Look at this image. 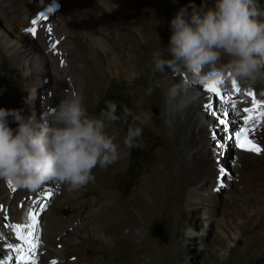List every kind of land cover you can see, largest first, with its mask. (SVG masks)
<instances>
[{
  "label": "rangeland",
  "instance_id": "rangeland-1",
  "mask_svg": "<svg viewBox=\"0 0 264 264\" xmlns=\"http://www.w3.org/2000/svg\"><path fill=\"white\" fill-rule=\"evenodd\" d=\"M27 1L29 3L36 1V6L44 5V7L48 6L51 2V0ZM168 1L172 4V11L167 18L163 14L162 0H156L158 4V12L160 13V21L150 14L142 17V19L140 18L138 21H136L137 19L132 18L131 22L134 20L136 25L134 30H131L129 34L126 35L125 29L122 28L125 24L121 17H119L120 14L115 9L113 0H80L77 5L78 8L76 6L72 11V14L68 11L65 12L68 26L67 31L72 34L71 37L76 35L81 44V48L79 47V49H76L71 43V47L74 48L75 52L74 57L71 55L69 58V61L72 58V62L75 65L73 69L75 70L72 69V71L67 72L68 79L72 82V84H70L71 86L68 84L67 86L66 84L62 85L55 80L56 78L53 75H50L55 69L53 68L54 65L51 64L49 68L51 85L45 86L39 84L36 85L34 89L28 86L29 81H34V78L40 79L41 76L39 74L34 75L32 69H28L30 66L17 64L14 59L9 56V53H7L8 46L5 44V41H8L9 44L18 41V38L14 36L12 27V24L16 23L17 19L15 17L7 18V15L2 14L3 12L0 10V106L8 109H22L23 114L26 117L34 114L37 121H41L42 114L47 106L57 105L61 99L70 95L72 92L81 94L80 90L74 85V82L76 78H79L82 75L85 79L83 80V83L89 87V95L87 94L84 98V103L86 104L90 115L99 116L102 111L106 110L107 102L115 101L118 105H127L133 116L140 115L142 118V124L140 121H134L132 116H129L127 120H118L111 124L109 132L114 135L115 131H119V129H122L126 135L129 126H142L143 135L139 141L140 146L128 150L125 158H122L108 168L95 169L94 174L95 177H98L99 175L104 177L106 183L109 181V186L105 188L104 191L107 190L110 191L111 194L117 195L120 198L119 202L132 200L135 191H138L142 196L141 199H143L144 202L143 213L139 215L136 207L132 205L129 206L131 209L133 208L132 210L134 211V216L129 222H132L134 237H146L151 245H154V257L152 260L146 258V261H149L146 264H223L226 260L229 264H258L261 260L264 263V221L260 222L259 225L262 229L260 235V250L249 261L245 257L246 253L244 252L245 241H247L246 239L248 236L244 235V231L240 227L241 223L244 221L248 222L255 213L262 209L264 205V190L257 188L258 186L254 184L253 180H251L252 178H245L244 176L237 177L236 175L238 172H234L231 165L233 157L230 156L224 158L220 155V151L217 150L216 152L220 159L219 162H221L219 171L220 180L221 183H223V186L227 187L225 192L220 196L219 209L214 207L215 199H212L214 196L213 189H218L213 178L214 173L208 171L207 176H205L206 178L204 177L201 183L191 184L187 187L185 196L186 200L182 205L184 214L182 217H175L172 213V208L177 206V204L176 202L174 203V196L173 194L171 195L172 191L168 189L170 180L166 173L168 169L167 164L164 161V155L167 153L166 134L170 135L171 131L174 130V121L176 120V117L173 116L165 121L166 128L164 130L160 128L161 124L158 121L159 110L156 108V99L161 95L159 88L160 83L155 80L153 84L157 91L152 86V88L150 86H144L140 89V94L142 93L141 95L145 96L143 101L154 117L149 123H145L143 120L144 114L139 111L138 105L136 106L134 102H132L134 101L135 95L130 92V82L124 77V75L120 77L116 69L112 74L108 67V56L114 57V53L107 42L109 40L113 48L117 50V47L121 46L122 42L119 33H123L121 34V37L123 39L127 38L130 42H133L136 47L133 55L139 54V71H142L141 75L151 76L154 74L151 68L152 65L145 61V57H151L153 51L168 47L172 35L171 20L179 12V5H183V0ZM188 1L196 5L197 8L201 6L214 7L215 4V0ZM259 1L264 3V0H258V2ZM4 4L9 5L11 3L5 1ZM36 6L24 14L27 16L32 13L35 14L37 11ZM10 10L12 12L13 8H10ZM64 10L65 4L60 7L53 22L60 19V14L63 13ZM167 24L170 26L171 30L170 32L165 33L163 29ZM4 38L7 39L4 40ZM96 39L100 40L98 44L95 41ZM104 49L108 51V56L104 52ZM83 50L87 51V56L89 57H95L98 54V59L101 60L100 63L103 66L102 71L98 74L96 73L97 64L93 61L81 62L80 64L77 63V60L82 57L80 51ZM167 54L168 53H166V55ZM55 65L57 66V64ZM79 72H81V74H79ZM65 77L67 78V76H64V79ZM101 79H104V81L99 85L98 82ZM148 88L151 89L152 92L149 93ZM170 92L178 93L173 89H170ZM179 94L180 93L176 96H179ZM244 94H246V92ZM193 103L197 105L198 99L196 101L194 100ZM120 110L121 108L118 107V114H120ZM224 111L228 113L230 112V118H225L223 116ZM224 111L222 112V115H220L221 112H217L219 116L216 117L210 116L207 113V115H209V120L205 119L202 123L210 126L209 135L215 145L220 143L222 139L224 141L227 140L226 132L223 130H232L238 124L244 125L243 122L238 123V121L232 123L231 111L228 108ZM222 118L230 119L228 127L218 124V120ZM10 126L15 129L17 124L12 120ZM171 128L173 130H171ZM116 137L117 142L122 143L121 138L118 136ZM224 137H226V140ZM230 145L231 150L235 151L232 146V141L230 142ZM121 146L123 147L122 144ZM212 146L210 145L211 148ZM130 156L132 161L130 160ZM227 165L230 172L226 169ZM179 167L183 174L188 176L186 167L181 164ZM152 174H154L155 177H153ZM204 184L205 188H203ZM93 185L90 187L93 193L89 195V197L93 199V201L95 199L100 200L101 192H98L97 187H93ZM195 191L201 192L209 197L207 198V200H209L207 212L202 215L203 220L199 226L189 225L187 220V215L189 214L188 204L193 200L190 193ZM34 199L35 197L31 190L16 187V190L13 191L12 189L6 190V188L0 186V205L3 206V211H6V214H1L2 212L0 211V224L3 225V227L0 228V236L4 231L10 233V231L4 227L5 224H10L9 220L19 221L21 219H26L30 222L26 210L28 205H30ZM70 208H72V203L67 200L65 208L62 210H59L56 205H49L41 216H37L40 223L39 226L45 234H50V228L56 227L57 223H65L63 226L64 231L61 235V237H64H62L63 240H41L43 250L42 252H39L37 256L39 264H46L47 259L50 260L57 256L59 252L64 250L69 252L68 245H71L73 248L75 246L77 247L78 243H76L75 240H72V236L66 234L67 229H65L68 228L66 225L69 224V220H71V212L68 211ZM240 215H242V217H240ZM233 216H236L237 218H233ZM210 220L217 224L215 232L220 236L213 243L209 237L210 229L207 228V222ZM94 221L95 220L92 218L85 217L84 212H80L74 218L75 224L78 222L93 223ZM51 223H54L53 227L50 225ZM128 229V227H124L126 232ZM110 230L112 231L111 228L108 229V231ZM76 235L79 238L87 239H93L95 237L93 229H87L81 232L78 231ZM192 238L195 239V248L203 249L205 251L209 246V249H207L204 254H202V252H191L190 254L185 253L190 261L173 254L176 242L180 241L181 246L185 248L186 245L192 243ZM208 238L209 240L207 241ZM96 242L97 241L95 240H84L83 244L85 248H93L96 245L99 246L98 242ZM107 250L110 251L109 248H107ZM84 253V249L80 250L77 253L76 258L80 259ZM17 254L24 256L25 252L20 249ZM103 262L101 264H114V261L108 258L104 259ZM76 264L95 263L90 262V260H81Z\"/></svg>",
  "mask_w": 264,
  "mask_h": 264
},
{
  "label": "bare ground",
  "instance_id": "bare-ground-1",
  "mask_svg": "<svg viewBox=\"0 0 264 264\" xmlns=\"http://www.w3.org/2000/svg\"><path fill=\"white\" fill-rule=\"evenodd\" d=\"M5 1L10 2L11 4H4ZM79 2L80 0H66V2L65 0H51L48 6L44 7V5L36 6V1L29 3L27 0H0V10L3 12L2 14L7 15V18L15 17L17 19V22L12 24V27L14 36L18 38V41L11 44H9L8 41H5V44L8 46L7 53H9V56L12 57L17 64L30 66L28 69H32V73L34 75L39 74L41 76L40 79L34 78V81H29L28 86L30 88L34 89L35 86L39 84H43L45 86L51 85V79L49 77V68L51 64L54 65L53 68L55 69L50 75H53L56 78V81L60 82L62 85L66 84V86L67 84H72V82L68 79L67 74V72L72 71L75 66L72 62V58L69 61L71 55L73 57L75 55L74 48L71 47V43L76 47V49H79L81 44L79 43L76 35L71 37L72 34L67 31L68 26L65 12L68 11L72 14V11ZM259 2V6L264 9V3L261 1ZM63 4H65V10L60 14V19L53 22L54 17L57 15ZM113 4L115 9L120 14L119 17H121L125 24L122 28L125 29L126 35H128L131 30H134L136 25L134 20L131 22L132 18H135L137 19L136 21H138L140 18L142 19V17L150 14L156 19H160V13L158 12V4L156 0H113ZM35 6L37 7L35 14L32 13L29 16L24 14L25 12L32 10ZM193 7H196V5L188 0H183V5H179V10L180 8H187L188 11L191 12ZM10 8H13L12 12ZM260 19L264 20V17H260ZM33 21H36V23H33ZM29 28H35L36 34L32 35L30 32L26 31V29ZM49 29H51V31H49ZM98 33L100 34L99 31ZM121 34L119 33V37L122 39V42L121 46L117 47V50L113 48L109 40L107 42L114 53V57L108 56V51L104 49V52L108 56V67L112 74L116 69L120 77L124 75V77L130 82V92L135 95L134 101L132 102H134L136 106L138 105L139 111L144 114L143 120L145 123H149L154 119V117L150 113V109L144 103L143 99H145V96L141 95L142 93L140 94V89L144 86H152L157 91L153 84L155 80L160 83L159 88L161 95L156 99V108L159 110L158 121L161 124L160 128L164 130L166 128L165 121L173 116L176 117V120L174 121V130L172 128L171 130L173 131L170 130L171 134L167 135L164 131L167 141V153L164 155V161L167 164L168 170L166 173L170 180L168 189L172 191L171 195L173 194L174 196V203L176 202L177 204V206L172 208L173 215L175 217L183 216L184 212L182 205L186 200L185 196L187 187L191 184L201 183L204 177L207 176L208 171H212L214 173L213 178L218 189H213L214 196L212 199H215L214 207L219 209L220 196L225 192L227 187L223 186V183H221L220 180L219 171L221 162H219L220 159L219 155H217V150L220 151V155L224 158H228L230 156L233 157L231 165L234 172H238L236 175L237 177L244 176L245 178H252L251 180H253L256 186H258L257 188L264 190V153L254 155L253 153L248 152L232 151L230 145L231 141H227L226 137H224L226 141L222 139L220 143L215 145L209 135L210 126L202 124L205 119H208L209 115L214 117L219 116V114L213 115L205 109L204 105L209 103L213 104L212 112H221L220 115H222V112L228 108L231 111L232 123H235L236 121H238V123L243 122V118L248 115V113L243 112V108L252 107L253 103V98L246 94L249 91H254L257 94L256 99H264V88L257 87L247 91L241 89V92L237 93L234 85L229 87L219 84L222 94L236 101V110H233L230 106V101L221 100L219 103L216 102L218 99L217 94L208 90L205 86L208 83H199L192 89L185 90L181 86L183 79H185L184 73L172 72L171 70L166 69L164 73H154L151 76L141 75L142 71H139V54L133 55L136 47L134 43L130 42L127 38L123 39ZM6 39L4 38V40ZM95 41L97 44L100 42L99 39H96ZM53 45H55V48H53ZM80 52L82 57L77 60L78 64L81 62L93 61L97 64L96 73L98 74L102 71L103 66L100 63L101 60L98 59V54L95 57H89L87 56V51L83 50ZM168 55L170 54H167L166 56ZM61 60L64 61L63 65H61ZM145 61L152 65V55L151 57H145ZM55 64H57V66ZM79 74H81V72H79ZM64 76H67V78L65 77L64 79ZM83 80L85 79L81 75L79 78H76L74 85H76L77 89L80 90L81 94L85 98L89 93V87L83 83ZM103 81L104 79H101L98 82L99 85H101ZM170 89L176 90V92L180 93L179 96H176L178 93H171ZM245 92L246 94H244ZM189 93H195L197 96L195 101L198 99L197 105H195L193 101L189 102ZM237 111L239 112V118H237ZM207 113L209 115H207ZM227 118H230V116ZM10 122H12L11 119ZM228 126L229 124L227 127ZM223 131L226 132V135L231 134L230 129ZM115 135L121 138L122 143L120 144L123 145V139L126 135L122 129L115 131ZM254 135L258 139V142L264 146V121L259 122ZM210 145H213L214 147L212 146L211 148ZM121 150L122 152L128 153V149L121 147ZM125 157L126 156L123 158ZM180 164L186 167L188 176L183 174L179 167ZM152 176L155 177L154 174H152ZM108 182L106 183L105 178L99 175L95 178L94 182L79 191H68L66 186L60 185L54 181L46 183L38 190L33 191L35 199L27 207L26 213L28 216L29 211L33 212L38 217L41 216L49 205H56L59 210H62L65 208L67 200L72 203V208L68 210L71 212V220H69V224L66 225L68 228L65 229H67L66 234L72 236V240H75L78 245L74 248L71 247V245H68L69 252L65 250L62 251L61 249L62 252H59V254L53 258L49 257L51 259H47L46 264H53V261L55 264H76L81 260H90V262L95 264H101L106 258L112 259L114 264H146L149 262L146 261V258H150L151 260L153 259L155 254L153 248L154 245L152 246L146 237H134L133 226L131 224L132 222H129V220L134 216V211L132 210L133 208L131 209L129 206L132 205L136 207L139 215L143 213L144 202L143 199H141L142 196L138 191H135L133 199L131 198L132 200L119 202L120 198L117 195H113L107 190L104 191V189L109 186ZM92 185L93 187H97L98 192H101L100 200L95 199L93 201V199L89 197V195L93 193L90 188ZM0 186L2 188H6V190L11 189L8 186V183H5L3 180H0ZM203 188H205V184L203 185ZM46 193H52V195L48 196ZM190 196L193 200L191 199V203L188 204L189 214L187 215L188 217L186 216L188 224L199 226L203 220L202 215L207 212V205H209V200H207V198L209 197L198 191L190 193ZM39 200H43L47 203V207L42 211L37 210ZM0 211L2 212L1 214H6V211H3V208H0ZM80 212H84L85 217L92 218L95 221L93 223L78 222L75 224L74 218ZM240 217H242V215H240ZM233 218L237 217L233 216ZM262 221H264V205L259 212L255 213L249 219L248 222L244 221L240 224V227L244 231V235L248 236L246 239L247 241H245L246 244L244 249V252L246 253L245 257L248 261L252 259L260 250V235L262 233V229L259 225ZM30 222L26 219H21L19 221L9 220L10 224L4 225L10 233H7L8 231H4V233H2L0 236V245L4 246L3 251L5 254V260H7L8 256L12 257V260L8 261V264H21L19 259L21 256L17 254L15 249L19 248L25 252L28 248V244L25 243V240L20 239L19 233L14 230L11 225H26ZM54 223H51L50 225L53 227ZM39 224L40 223L38 222L34 229H26V231L33 232L34 237L39 241L36 251L32 253L35 258V264H39L37 256L39 252H42L43 250V244L41 242L42 239L45 241H56L63 240L64 238L63 236L62 238L61 235L64 231L63 226L65 223H57L56 227L50 228L52 230H50V234H45ZM216 225L217 224L213 223L211 220L207 222V228L210 229L209 237L211 238L212 243L220 237L215 232ZM124 227L129 228L127 232L124 230ZM109 228H111L112 231H108ZM87 229H93L95 235L93 239L79 238L76 235L78 231L81 232ZM32 238L33 237L31 236L28 237L29 243ZM84 240H95L98 242L99 246L96 245L93 248H85L83 244ZM208 240L209 238L207 241ZM191 241L192 243L186 245L185 248L181 246L180 241L176 242L173 254L182 259L189 260L185 253L190 254L191 252H202V254H204L205 251L209 249V246L205 251L203 249H197L194 246L195 239L192 238ZM8 245H13V249H9ZM107 248H109L110 251H108ZM82 249L85 250V253L80 259H77V253ZM223 264H229V262L226 260Z\"/></svg>",
  "mask_w": 264,
  "mask_h": 264
},
{
  "label": "clouds",
  "instance_id": "clouds-1",
  "mask_svg": "<svg viewBox=\"0 0 264 264\" xmlns=\"http://www.w3.org/2000/svg\"><path fill=\"white\" fill-rule=\"evenodd\" d=\"M260 17L264 9L258 0H215L214 7H193L191 12L181 8L171 20L168 47L152 53V71L184 73L185 90L209 82L230 86L233 81L245 91L264 88ZM189 94V102L197 98ZM129 116L143 123L127 105L112 101L99 116L90 115L77 92L47 106L41 121L34 114L26 117L22 109L0 107V180L31 191L53 181L68 191H79L95 181V169L108 168L127 155L109 128ZM10 119L16 122L15 129ZM142 135V126H129L123 148L139 147Z\"/></svg>",
  "mask_w": 264,
  "mask_h": 264
},
{
  "label": "snow or ice",
  "instance_id": "snow-or-ice-1",
  "mask_svg": "<svg viewBox=\"0 0 264 264\" xmlns=\"http://www.w3.org/2000/svg\"><path fill=\"white\" fill-rule=\"evenodd\" d=\"M33 23H36V21H33ZM26 31L30 32L32 35L36 34L35 28H29L26 29ZM51 31V29H49ZM53 48H55V45H53ZM64 61L61 60V65H63ZM233 85L235 86V91L237 93L241 92V88L239 85L233 81ZM208 90L212 93L217 94V103H219L221 100L230 101V106L233 108V110H236V101L232 100L231 98L225 96L222 94V90L219 87L218 82H209L207 85H205ZM248 96H251L253 98L252 107H245L243 108V112L248 113L247 116L243 118L244 127L233 133V135H230L228 138L233 139L236 138L238 141L237 146L246 150L255 152L257 154L264 153V146H262L260 143L257 142L254 133L257 130L258 124L260 121H264V99H256V93L254 91H249L247 93ZM205 109L209 112H211L213 115H218L216 112H212L213 104L209 103L204 105ZM237 118H239V112L237 111ZM224 117H228L229 113L224 112ZM218 124L222 126H227L230 124V119H219ZM223 171V170H221ZM8 186L15 191L16 186L13 185L11 182H8ZM46 195L51 196L52 193H46ZM47 207V203L43 200H39L37 204V210L42 211ZM0 208H3L2 205H0ZM29 219L30 223L26 225H19V224H13L11 227L16 230L19 233V237L22 240H25V243L28 244V248L25 250V255L19 257L21 264H35V258L33 257L32 253L36 251V248L39 245V241L34 237L33 232L26 231V229H34L38 224V217L31 211H29ZM3 225L0 224V228H2ZM33 237L31 242H28V237ZM3 245H0V264H8V261L12 260L11 256L7 257V260L4 258V251H3ZM9 249H13V245H8ZM15 251L19 252L20 249H15ZM53 264L55 262L53 261Z\"/></svg>",
  "mask_w": 264,
  "mask_h": 264
},
{
  "label": "water",
  "instance_id": "water-1",
  "mask_svg": "<svg viewBox=\"0 0 264 264\" xmlns=\"http://www.w3.org/2000/svg\"><path fill=\"white\" fill-rule=\"evenodd\" d=\"M162 2H163L162 3L163 14L167 18L172 11V4L168 0H162ZM170 30H171L170 26L168 24L165 25V28L163 29V31L165 33H168V32H170ZM112 102H115V101H112ZM117 111H118V109H117ZM263 251H264V243H263ZM258 264H264V263L261 260Z\"/></svg>",
  "mask_w": 264,
  "mask_h": 264
},
{
  "label": "trees",
  "instance_id": "trees-1",
  "mask_svg": "<svg viewBox=\"0 0 264 264\" xmlns=\"http://www.w3.org/2000/svg\"><path fill=\"white\" fill-rule=\"evenodd\" d=\"M130 160L132 161L131 156H130ZM226 169H227L228 172H230V169H229L228 165H227Z\"/></svg>",
  "mask_w": 264,
  "mask_h": 264
}]
</instances>
